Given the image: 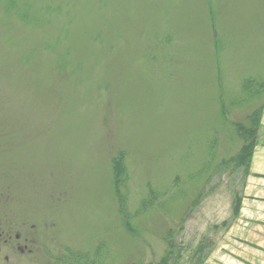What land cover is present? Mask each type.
Listing matches in <instances>:
<instances>
[{
  "label": "rangeland",
  "instance_id": "obj_1",
  "mask_svg": "<svg viewBox=\"0 0 264 264\" xmlns=\"http://www.w3.org/2000/svg\"><path fill=\"white\" fill-rule=\"evenodd\" d=\"M248 81L264 0H0V264H216Z\"/></svg>",
  "mask_w": 264,
  "mask_h": 264
},
{
  "label": "crops",
  "instance_id": "obj_2",
  "mask_svg": "<svg viewBox=\"0 0 264 264\" xmlns=\"http://www.w3.org/2000/svg\"><path fill=\"white\" fill-rule=\"evenodd\" d=\"M241 197L238 217L218 240L216 264H264V113Z\"/></svg>",
  "mask_w": 264,
  "mask_h": 264
},
{
  "label": "trees",
  "instance_id": "obj_3",
  "mask_svg": "<svg viewBox=\"0 0 264 264\" xmlns=\"http://www.w3.org/2000/svg\"><path fill=\"white\" fill-rule=\"evenodd\" d=\"M245 87L247 88L246 90H253V93L255 95L260 94L261 90L264 89V85H253L255 84L254 81H248L245 83ZM255 86V89L252 87ZM257 115H253L252 117H250V123H251V140L249 138H246V136L242 135L241 133H239V136L243 139V145L241 148V151L239 152V154L231 161L229 162L230 164H233L234 167L236 168H243V170H245L246 172V176L248 175V169H249V164H250V160H251V153L253 151V148L255 147V137H257V132H258V124H259V113H256ZM242 131V130H241ZM253 139V140H252ZM250 140V141H249ZM236 204V208L238 207L237 202ZM237 210V209H236ZM168 247H167V251L165 253V255L162 257L161 261L157 264H177L180 259L183 256V251L181 246L177 243V241L175 240L174 236H169V241H167ZM204 243L199 245L197 247V250L195 252V254H193L192 260H194V258L196 256H200V252L203 251V247ZM185 251V248H183ZM88 260L85 259H80L78 261H76V263L74 264H88L87 262ZM190 264H202L203 259H201L200 257L194 262L190 261Z\"/></svg>",
  "mask_w": 264,
  "mask_h": 264
},
{
  "label": "flooded vegetation",
  "instance_id": "obj_4",
  "mask_svg": "<svg viewBox=\"0 0 264 264\" xmlns=\"http://www.w3.org/2000/svg\"><path fill=\"white\" fill-rule=\"evenodd\" d=\"M3 238V239H2ZM0 239H2V243L4 245L8 244L11 249H13L12 243H11V236H9L8 240L5 239L4 233L0 231ZM1 243V244H2Z\"/></svg>",
  "mask_w": 264,
  "mask_h": 264
},
{
  "label": "bare ground",
  "instance_id": "obj_5",
  "mask_svg": "<svg viewBox=\"0 0 264 264\" xmlns=\"http://www.w3.org/2000/svg\"><path fill=\"white\" fill-rule=\"evenodd\" d=\"M222 260H223L226 264H232V262H231L229 259H227V258H222Z\"/></svg>",
  "mask_w": 264,
  "mask_h": 264
}]
</instances>
